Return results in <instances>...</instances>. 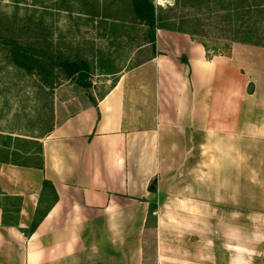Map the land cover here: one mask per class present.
Here are the masks:
<instances>
[{
    "label": "crops",
    "instance_id": "0c3cea01",
    "mask_svg": "<svg viewBox=\"0 0 264 264\" xmlns=\"http://www.w3.org/2000/svg\"><path fill=\"white\" fill-rule=\"evenodd\" d=\"M151 2L153 44L139 21L58 10L138 60L39 133L0 130V264H264V47L208 59Z\"/></svg>",
    "mask_w": 264,
    "mask_h": 264
},
{
    "label": "rangeland",
    "instance_id": "374dc122",
    "mask_svg": "<svg viewBox=\"0 0 264 264\" xmlns=\"http://www.w3.org/2000/svg\"><path fill=\"white\" fill-rule=\"evenodd\" d=\"M0 0V15H12L18 7L19 16L26 13V9L43 14L44 24L51 30L43 31L39 44H32L31 34H23V40L28 41L27 49L33 60H38L37 66L32 69L25 64L21 68L7 63L6 45L3 42L11 37L10 30L0 26V130L19 133H39L46 129L53 119L55 103H73L88 96L95 87H103L111 78L108 74H101L97 70V60L93 58L95 51L100 49L112 51L113 70L118 71L130 68L138 60L125 62V59L134 49L132 43L125 40L107 41L98 35L99 29H92L90 23L76 14L58 11L65 6L79 9L80 0H71L69 4L59 0ZM66 1V0H65ZM44 2V3H43ZM158 7L164 9L161 15L169 18L164 23L179 25L182 21L187 29L193 30L195 38L205 44L211 54H226L227 48L235 42L231 41V30L242 22L245 25L251 20L236 18L232 8L247 4L246 0H156ZM171 9V10H170ZM170 21V18H174ZM73 22H82L80 29H71ZM14 21L10 26L17 25ZM264 26V21L257 23ZM88 27V29H87ZM226 30V31H225ZM52 33V35H51ZM258 47V46H256ZM245 50V49H244ZM84 58L91 66L89 85L81 86L74 78H66L65 70L60 64L62 61H73ZM10 59V57H9ZM37 69V70H36ZM255 69V68H254ZM254 77L261 80L260 91L264 96V76L254 71ZM262 87V89H261ZM67 108L69 106H62ZM51 118V119H50Z\"/></svg>",
    "mask_w": 264,
    "mask_h": 264
},
{
    "label": "trees",
    "instance_id": "16d2710c",
    "mask_svg": "<svg viewBox=\"0 0 264 264\" xmlns=\"http://www.w3.org/2000/svg\"><path fill=\"white\" fill-rule=\"evenodd\" d=\"M54 1V0H52ZM71 0H63L66 4H69ZM116 0L109 1L108 5H106V12L102 14L103 17L111 18L116 21H121L124 23H134L141 22L146 24L152 31L151 42L154 43V30L156 27L157 19L156 13L154 10V6L151 0H118L122 5L118 6L116 9L115 6ZM247 4L238 5L232 8V12L236 18H240L242 20H251L252 23L249 25H245L242 22L235 28L231 30V41L235 43L253 45L258 47H264V26H258V22L264 21V0H246ZM14 2H17L15 0ZM128 2V5L126 3ZM117 5V4H116ZM129 7L131 9V13L124 12L125 8ZM65 8H69L65 6ZM80 8L81 11L84 12L85 15L89 17H102L99 9L101 8L97 1L88 2L87 0H80ZM18 7L15 9L13 14L10 15H0V26L5 27L7 31L10 30L11 37L8 40L3 42V46L6 45L8 61L7 63L13 64L17 68H21L27 64L31 69L38 64V60H33L28 52H33L30 49H27L28 41L23 40L25 34H31L32 44H39L40 38L42 37L43 31L51 30L45 26L43 14H37V11H30L26 9V13L24 15L19 16ZM105 9V8H104ZM88 12V13H86ZM163 11L160 10V16L158 19V26L163 27L167 30H171L174 32H180L190 35L192 38L195 37V33L191 29L187 28H173L174 25L164 23L169 18H163L161 15ZM124 18V19H123ZM171 19V18H170ZM14 21L18 22L17 25L10 26ZM162 22V23H161ZM185 22L182 21L179 23V26H182ZM111 30V29H110ZM226 31V30H225ZM114 32V31H112ZM24 34V35H23ZM52 35V33H51ZM206 49V57L209 59L212 55H217V53L211 54L208 47L203 44ZM226 54L230 52V48H227ZM98 53V55L96 54ZM93 55V58H97L100 51L96 52ZM10 57V59H9ZM99 58V57H98ZM84 58H78L73 61H62L58 63L65 70L66 78H75L76 82L80 85H84L85 83L89 85V75L91 74V66L88 61L84 60ZM39 66V65H38ZM37 66V68H38ZM97 70L101 72V74H111L116 73L118 71L113 70V64L110 61L106 62H97L96 66ZM33 70V69H32ZM37 70V69H36ZM51 119V118H50ZM156 209V205L150 206V214Z\"/></svg>",
    "mask_w": 264,
    "mask_h": 264
}]
</instances>
